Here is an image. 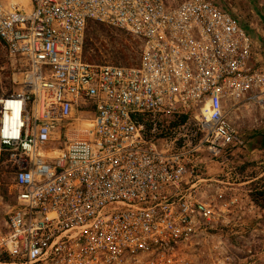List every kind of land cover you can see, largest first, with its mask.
<instances>
[{"label": "built area", "instance_id": "2783aa9c", "mask_svg": "<svg viewBox=\"0 0 264 264\" xmlns=\"http://www.w3.org/2000/svg\"><path fill=\"white\" fill-rule=\"evenodd\" d=\"M91 23L137 39L138 61L89 62ZM259 27L216 0H0L18 71L0 92V264H195L211 239L224 257L222 235L258 209L228 109L264 121Z\"/></svg>", "mask_w": 264, "mask_h": 264}, {"label": "rangeland", "instance_id": "374dc122", "mask_svg": "<svg viewBox=\"0 0 264 264\" xmlns=\"http://www.w3.org/2000/svg\"><path fill=\"white\" fill-rule=\"evenodd\" d=\"M216 1L224 5L230 4L245 21H253V23L258 21L259 30L264 33V0ZM139 53L140 42L124 30L99 23H91L86 30L84 54L85 58L91 63L120 66L133 65L138 61ZM17 73L14 62L0 45V92H12L18 89V84H15L13 79L14 74L17 78ZM208 171L213 177H217L220 168L218 165H210ZM237 172L242 181H247L255 173L251 162H247ZM11 183V179L7 178L0 186V210H7L8 204L12 200L9 193ZM212 183L213 185L209 189L204 188L208 196L214 195L216 190V183ZM246 187L255 195L257 189L255 182L248 184ZM262 203L264 204V201ZM252 235V231L247 229L243 231L239 227L227 230L222 235L225 250L224 257H217L213 251H210L214 242V239H211L202 245L196 246L194 263L206 264L209 259H214L216 264H264V234L260 236L258 241Z\"/></svg>", "mask_w": 264, "mask_h": 264}, {"label": "crops", "instance_id": "0c3cea01", "mask_svg": "<svg viewBox=\"0 0 264 264\" xmlns=\"http://www.w3.org/2000/svg\"><path fill=\"white\" fill-rule=\"evenodd\" d=\"M228 111L230 121L247 139H250L249 148L237 153L234 161L236 169L238 171L247 162H251L255 172L247 181L240 179L239 189L249 190L246 186L255 182L257 189L262 190L264 189V121H262L261 109L258 105L241 101L238 108L228 109ZM257 206L256 212L245 217L244 222L239 223L240 230L252 231L256 241L264 234V205Z\"/></svg>", "mask_w": 264, "mask_h": 264}, {"label": "trees", "instance_id": "16d2710c", "mask_svg": "<svg viewBox=\"0 0 264 264\" xmlns=\"http://www.w3.org/2000/svg\"><path fill=\"white\" fill-rule=\"evenodd\" d=\"M180 120L184 121L185 117L180 118ZM252 198L256 202L257 205H264L262 202L264 201V189L259 190L256 189V193H251Z\"/></svg>", "mask_w": 264, "mask_h": 264}, {"label": "flooded vegetation", "instance_id": "af4514ba", "mask_svg": "<svg viewBox=\"0 0 264 264\" xmlns=\"http://www.w3.org/2000/svg\"><path fill=\"white\" fill-rule=\"evenodd\" d=\"M261 22V21H260Z\"/></svg>", "mask_w": 264, "mask_h": 264}]
</instances>
